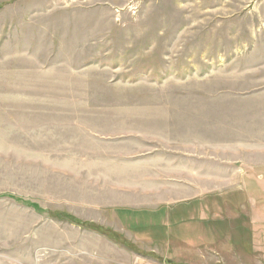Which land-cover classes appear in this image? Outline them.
<instances>
[{"label":"rangeland","instance_id":"374dc122","mask_svg":"<svg viewBox=\"0 0 264 264\" xmlns=\"http://www.w3.org/2000/svg\"><path fill=\"white\" fill-rule=\"evenodd\" d=\"M263 213L264 0H0V264H264Z\"/></svg>","mask_w":264,"mask_h":264},{"label":"crops","instance_id":"0c3cea01","mask_svg":"<svg viewBox=\"0 0 264 264\" xmlns=\"http://www.w3.org/2000/svg\"><path fill=\"white\" fill-rule=\"evenodd\" d=\"M264 214V213H263ZM264 216V215H263ZM253 219H255V217H254V215H253V217H252ZM263 218V217H262ZM262 218H261V220H262Z\"/></svg>","mask_w":264,"mask_h":264}]
</instances>
